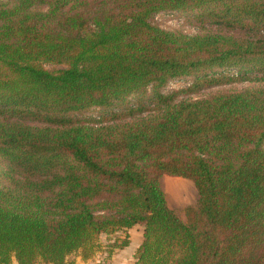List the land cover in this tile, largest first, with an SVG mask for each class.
Listing matches in <instances>:
<instances>
[{
    "label": "trees",
    "instance_id": "trees-1",
    "mask_svg": "<svg viewBox=\"0 0 264 264\" xmlns=\"http://www.w3.org/2000/svg\"><path fill=\"white\" fill-rule=\"evenodd\" d=\"M137 226L136 264H264V0H0V264Z\"/></svg>",
    "mask_w": 264,
    "mask_h": 264
},
{
    "label": "rangeland",
    "instance_id": "rangeland-1",
    "mask_svg": "<svg viewBox=\"0 0 264 264\" xmlns=\"http://www.w3.org/2000/svg\"><path fill=\"white\" fill-rule=\"evenodd\" d=\"M11 1L13 0H4V2ZM154 21L159 27L169 31L183 30L187 33H194L196 31L193 26L186 24L179 12L158 14L154 18ZM190 83V80L171 82L165 89V92L179 90ZM96 115L97 112L94 113V116ZM160 183L169 207L177 212L182 220L186 219L184 215L185 208L199 207L200 196L192 181L164 176ZM143 232L144 228L137 226L131 230L120 231L113 235H102L99 241L100 248L93 259L84 261L80 255H71L68 261L74 262V264H136L135 253L142 242ZM124 242H128V246L122 249L116 248V245H123ZM12 264L18 263L16 260H13Z\"/></svg>",
    "mask_w": 264,
    "mask_h": 264
}]
</instances>
